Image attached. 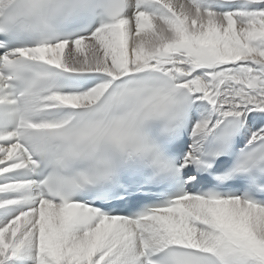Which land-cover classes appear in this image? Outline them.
Segmentation results:
<instances>
[{
	"label": "snow or ice",
	"instance_id": "6c2138e0",
	"mask_svg": "<svg viewBox=\"0 0 264 264\" xmlns=\"http://www.w3.org/2000/svg\"><path fill=\"white\" fill-rule=\"evenodd\" d=\"M0 264H264V0H0Z\"/></svg>",
	"mask_w": 264,
	"mask_h": 264
}]
</instances>
